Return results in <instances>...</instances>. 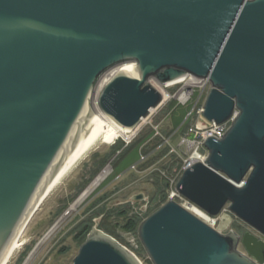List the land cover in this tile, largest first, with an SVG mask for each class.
<instances>
[{
    "label": "water",
    "instance_id": "1",
    "mask_svg": "<svg viewBox=\"0 0 264 264\" xmlns=\"http://www.w3.org/2000/svg\"><path fill=\"white\" fill-rule=\"evenodd\" d=\"M188 74L212 82L205 122L239 115L176 190L210 217L230 205L257 235H224L170 201L142 222L140 240L153 264H264V0H0V264L106 136L92 102L123 130L138 128L162 102L150 79ZM73 264L141 262L93 229Z\"/></svg>",
    "mask_w": 264,
    "mask_h": 264
},
{
    "label": "rangeland",
    "instance_id": "2",
    "mask_svg": "<svg viewBox=\"0 0 264 264\" xmlns=\"http://www.w3.org/2000/svg\"><path fill=\"white\" fill-rule=\"evenodd\" d=\"M102 80L99 82L98 87L101 85ZM95 97L96 94L94 95V101ZM205 99L206 95L200 100V105H203ZM192 105L193 103L188 106L178 105L177 114L174 115L173 119L175 120L177 115L183 111L187 112L188 115ZM91 108H93V102ZM165 108L162 107L158 111H152L130 142L121 139L112 146H100L93 151L62 185L53 192L40 211L27 224L20 238V242L24 240L27 244L15 253L9 264H26L31 255L32 257L28 264H73L82 246L76 239L78 226L82 222L86 223L89 219H92L93 226L90 233L93 229L105 233L99 229L103 220V215H99V213L103 210L120 211L124 209V211L128 212L129 217L132 215L145 217L149 214L148 208H153L155 211L157 203L154 200L156 173L169 168L177 159H186L191 153L187 151L186 147L179 146L183 136L181 131H179L180 127L177 130L175 129L171 137L168 136L172 133L174 126L171 118L167 116ZM187 115L182 123L183 125L186 124V121H188V125H191L197 120L194 119L193 121V118L187 119ZM150 122L153 124L155 122L160 123L158 126L160 134L166 139H170L169 144H165L162 149L158 148L152 153L158 155L166 147L170 150L172 148L175 149L176 153L172 154L169 152L146 171H139L137 168L131 167L107 185L101 186L104 181L113 175L111 164L115 157L109 159L108 163L103 168H100L102 160L113 153L114 147L120 143H123L125 148L140 138L144 132L150 129ZM138 195H143L144 199L141 201L136 200ZM74 205H76L75 209L71 210ZM145 207L147 208L144 209ZM117 215L115 214L110 219L109 224L117 228V233L125 244L122 245V243L115 240L132 252L142 264H153L140 240L139 232H124L121 229L124 219ZM216 220H218L216 227L218 232L224 235L232 232L241 236L248 232L256 234L251 227L232 213L230 205L224 208V212H221L216 217ZM239 250L246 253L241 246Z\"/></svg>",
    "mask_w": 264,
    "mask_h": 264
},
{
    "label": "trees",
    "instance_id": "3",
    "mask_svg": "<svg viewBox=\"0 0 264 264\" xmlns=\"http://www.w3.org/2000/svg\"><path fill=\"white\" fill-rule=\"evenodd\" d=\"M178 104L176 102H171L166 105L165 112L168 117L171 118L172 124L174 126L172 133H170L168 136L171 137L174 133L175 129L177 130L179 127V131L184 135L190 124L188 125V121H186V124H182L187 112H182L181 114L177 115V118L174 120V115L177 114ZM160 123L155 122L154 125H159ZM165 137L156 135L155 130L150 127V129L146 132H144L140 138L136 139L134 142H132L127 147H123V143H120L116 147H114L113 153H111L107 158L102 160L100 164V168H103L106 163H108L109 159L114 158V161L112 162L111 166L113 169V175L109 177L101 186H105L108 183H110L112 180H114L116 177L122 175L127 170H129L131 167L136 166V168L139 171H146L152 168L161 158L169 154L170 149L168 147L164 148L158 155H155L154 152L156 149H162L165 146ZM120 141V140H118ZM116 144V143H115ZM149 148V149H148ZM142 157H146L145 161H141ZM182 167V160L177 159L173 164L165 169L164 171L160 173H156L155 175V188L156 193L154 200L157 202L155 211H157L159 208H161L164 204H166L167 200V191L170 187V179L176 177ZM96 174V173H94ZM152 209L148 208L149 214L145 217H141L140 215H132L131 217L128 216V212L123 210L120 211H102L99 213V215H103V220L100 224L99 229L104 231L107 235L113 237L122 245H124L123 239L120 237V235L117 233V228L112 227L109 224L110 219L115 215L118 214V217H121L124 219V224L121 226V229L126 233H133V232H139L140 225L142 222L148 218L151 214L155 212ZM93 222L92 219H89L86 223L82 222L78 226V231L76 235V239L83 245L88 235L90 234V231L92 229Z\"/></svg>",
    "mask_w": 264,
    "mask_h": 264
},
{
    "label": "built area",
    "instance_id": "4",
    "mask_svg": "<svg viewBox=\"0 0 264 264\" xmlns=\"http://www.w3.org/2000/svg\"><path fill=\"white\" fill-rule=\"evenodd\" d=\"M149 82L154 88L157 89V91H159L162 96L161 104L152 111H158L160 108L166 107V105L171 102H176L178 105L182 106H188L189 104L193 103L192 108L187 115V119L193 118V121L194 119H197L189 126L187 132L182 136L179 146L186 147L187 151H190L191 153H189L186 159H181L182 167L179 174L176 177L170 179V187L167 191L166 203L170 201L178 203L183 208L199 217L210 227L218 231L216 228L218 222L216 217H210L206 212L188 201L176 190V185L185 170L191 168L195 163H205L209 155L208 150L205 148V142L209 138L216 140L223 139L233 126L239 113L235 110L233 115L221 125L216 123L209 124L202 119L204 103L203 105H200V100L204 95L207 97L208 93L213 88L212 82L209 78H200L195 75L188 74L177 81L167 84H160L154 78L150 79ZM152 111L150 113H152ZM150 125L155 130L156 135L162 136L158 127L159 125H154L151 122ZM169 141L170 139H165V144H169ZM170 153H176V150L172 148ZM145 159L146 157H142L141 161H145ZM132 168L136 169V166H133ZM146 208L147 207L144 209ZM222 212H224V209ZM201 213L210 217V220L203 218Z\"/></svg>",
    "mask_w": 264,
    "mask_h": 264
},
{
    "label": "bare ground",
    "instance_id": "5",
    "mask_svg": "<svg viewBox=\"0 0 264 264\" xmlns=\"http://www.w3.org/2000/svg\"><path fill=\"white\" fill-rule=\"evenodd\" d=\"M128 66H134L133 64H124L121 65L115 69H113L107 76H105V78L102 80L100 88L104 87V85H106V83H108V81L112 78L115 77L124 67H128ZM92 112L93 114L97 117V119L102 122V124H104L108 130L106 133V136L104 137L102 143L97 146L94 150H92L89 154H87V156L76 166V168L66 177V179L79 167V165H81L89 156L90 154L95 151L97 148H99L100 146H112L114 145L118 140H126L127 142H130L132 137L135 135V133L140 129V127L146 122V119L143 120L142 124L138 127V128H134V129H130V130H123L121 127H119L109 116H107L101 109L100 107L97 105V102L95 101L93 104V108H92ZM65 179V180H66ZM64 180V181H65ZM63 181V182H64ZM62 182V183H63ZM62 183L60 185H62ZM92 189V188H91ZM47 201V200H46ZM77 205V204H76ZM76 205H74L72 207L71 210H74ZM43 206V204L37 209L35 210L24 222L23 224L20 226V228L18 229V231L16 232V236L14 238L13 241V247H12V256L10 257V259L7 260V262H5L4 264H9L10 260L12 259V257L15 255V253L19 250H21L26 244V241H21L20 242V238L22 237L25 228L27 227V224L32 220V218L37 214V212L40 211L41 207ZM201 216L205 219L210 220V217H208L206 214L201 213ZM42 243V241H41ZM40 243V244H41ZM32 255L28 258L26 264L29 263V261L31 260Z\"/></svg>",
    "mask_w": 264,
    "mask_h": 264
}]
</instances>
